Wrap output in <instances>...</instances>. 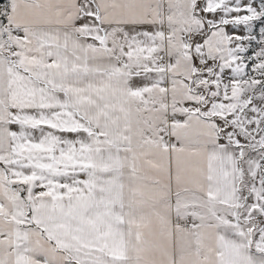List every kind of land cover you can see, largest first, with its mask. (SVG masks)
<instances>
[{"label":"snow or ice","instance_id":"snow-or-ice-1","mask_svg":"<svg viewBox=\"0 0 264 264\" xmlns=\"http://www.w3.org/2000/svg\"><path fill=\"white\" fill-rule=\"evenodd\" d=\"M0 264H264V0H0Z\"/></svg>","mask_w":264,"mask_h":264}]
</instances>
